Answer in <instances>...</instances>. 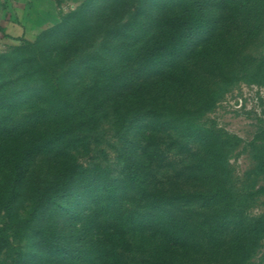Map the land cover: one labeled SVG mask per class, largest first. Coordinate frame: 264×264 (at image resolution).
I'll return each instance as SVG.
<instances>
[{
  "label": "trees",
  "instance_id": "16d2710c",
  "mask_svg": "<svg viewBox=\"0 0 264 264\" xmlns=\"http://www.w3.org/2000/svg\"><path fill=\"white\" fill-rule=\"evenodd\" d=\"M145 1L135 0L130 21L113 26L86 25L78 8L35 42L25 40L17 48L24 60L7 65L15 52L0 54V264H181L177 249L220 240L257 199L264 206V186L256 187L264 143L249 142L255 165L234 180L229 157L246 147L205 116L215 102L204 83L209 75L264 86V52L252 66L245 49L257 32L264 47V0H151L148 10ZM114 30L126 32L116 62L103 51ZM64 32L81 37L58 47ZM89 61L100 66L93 98L84 82L71 80V69ZM161 74L163 96L134 90L138 79ZM144 99L151 108H142ZM146 113L161 116L147 133ZM199 141L214 166L206 182L196 181L203 170L179 155H190L189 143ZM132 145L142 156L129 154ZM46 154L63 168L26 189ZM62 217L67 225L59 224ZM253 222L231 264H264V253L254 259L264 212ZM30 238L42 250L35 260L22 246Z\"/></svg>",
  "mask_w": 264,
  "mask_h": 264
},
{
  "label": "rangeland",
  "instance_id": "374dc122",
  "mask_svg": "<svg viewBox=\"0 0 264 264\" xmlns=\"http://www.w3.org/2000/svg\"><path fill=\"white\" fill-rule=\"evenodd\" d=\"M85 2L88 4L83 7L82 5ZM144 3L145 5L143 7L145 10L154 6V2L151 0H146ZM134 4L135 0H0V28H3V31L0 30V54H6L12 51L15 52V57H13V59L12 57L5 58V63L7 65L11 64L14 58H22L21 61L24 60L27 53L25 50L17 48L22 46L25 40L35 42L45 30L57 26V24L61 22L62 15L69 14L78 8H81L82 12H84L82 13V20L87 19L86 25L101 22L102 26L104 24L113 26L115 22L123 23L130 21L129 16L132 12H135L133 7ZM98 29L100 30V27ZM98 33L99 31H97V34ZM124 34H126V32L122 35L118 32L116 33V30L111 32L110 39L112 40L108 47L103 50L105 55L108 56L107 60L112 58V60L114 61L115 59L116 62L121 58L123 59L121 50L125 48L121 45L122 39L119 37L120 35L123 37ZM215 34L216 33L213 34V37L219 38V35ZM255 35L257 37H254L257 39L254 43H249L245 48L247 52L252 54L255 60L252 66H256L255 63L258 62V57L260 58L261 53L264 52V47H262V49L260 48V44L263 41L261 33L258 34L257 32ZM60 36L61 35H58L57 38ZM79 36V33L70 35L69 32H64L59 38V41H57V45L58 47L64 46L67 40L74 43L78 40L76 38H79ZM136 39L134 38V42ZM81 40H83V38H81ZM205 40L208 42L209 38L207 37ZM81 43L84 45L86 41H81ZM120 47L123 48L118 49ZM200 49L203 50L202 46ZM116 55L121 56V58ZM120 64L121 63L118 62L117 65L119 66ZM184 64L190 65L188 63H183V65ZM98 67H100L98 63H90L89 61L87 64L79 66L77 69H71V80L78 84L84 82L86 84L84 88L92 98L97 97L95 96L97 93H94L93 87L98 81L96 78L100 77L101 79V76L98 75L96 71ZM193 69L195 68L193 67ZM162 75L163 74L159 76L153 75V77H142L138 79L137 82L135 80L136 83L133 88L134 90L137 89L141 91L139 93L144 94L146 97L150 95H157V97L159 95L163 96V89L166 86ZM204 79L205 85L208 86L210 90V97L215 102L211 110L205 113V116L214 119L217 125L227 132L239 136L242 139L240 146L246 147L240 154L234 153L235 155L229 157L228 161L232 164L233 169L232 178L235 180L237 176L241 177L245 171L251 169L255 165L254 153L252 147L248 145L249 142H255V144L264 143V86L248 83L246 80H232V83L229 84L225 83L220 76L214 77L208 75ZM149 90L153 93L149 94ZM159 99L160 102L163 100V98ZM195 101H197V99H195ZM142 108H144V110L151 108L150 101L145 105L144 99ZM113 109L112 107L110 108L111 111ZM109 117L111 118L109 115L107 121L110 120ZM144 117H146L144 123L147 128L145 127L146 130H144V128L141 130L146 133L151 132L153 129L151 122L155 121L156 118L158 120L161 118V116L158 117L151 113H146ZM167 122H169V120ZM140 132L142 133V131ZM141 135L142 134H139V136ZM133 136L134 135H131V137ZM159 139L160 138H158V140ZM199 142H196L195 145L192 142L189 143L188 150H190V155H200V157L190 159L191 156L186 153L179 155L182 162L191 164L194 162L197 170H203V172L200 173L198 171V178H195V180L198 182H206L213 177L214 166L211 156L201 154L200 149L202 142ZM139 149L140 148L137 146L132 145L129 154L133 156L134 154L142 156ZM169 150H171V153L175 151L174 149ZM196 150L199 152L191 154ZM167 152L168 151H166V153ZM109 153L111 157L114 155L112 151ZM61 162L62 161L58 160L55 154L41 155L35 161L28 178L25 180L26 189L31 186V183H35L34 185H36L37 183L43 184L49 181L50 178L55 176L57 172L63 168ZM163 165L164 168H169L167 163ZM260 185L264 186V173L260 175L256 181V187ZM22 199L23 205L26 206L29 204V200H27L26 197ZM262 199L263 197L257 199V203L251 207L242 218L235 217L234 220L229 223L228 230L226 234L223 235L224 238L218 239L217 241H210L208 239L201 240L177 249L181 264H231L233 260L241 256L246 242L248 241V237L251 234V222L264 212V206L260 204ZM58 220L61 226L68 224L64 222L65 217L59 218ZM263 229L264 227L259 226L254 230L255 232L261 233L258 238L259 248L254 259L259 258V256L264 253ZM22 246L23 249L28 252L26 255H30L29 257L31 260H35L37 255L42 251L35 240L31 238L23 242Z\"/></svg>",
  "mask_w": 264,
  "mask_h": 264
}]
</instances>
